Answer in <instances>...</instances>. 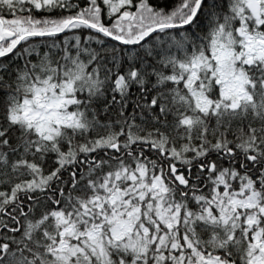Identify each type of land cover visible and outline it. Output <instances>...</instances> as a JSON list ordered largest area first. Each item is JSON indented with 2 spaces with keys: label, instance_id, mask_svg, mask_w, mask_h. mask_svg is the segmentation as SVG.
I'll use <instances>...</instances> for the list:
<instances>
[{
  "label": "snow or ice",
  "instance_id": "snow-or-ice-1",
  "mask_svg": "<svg viewBox=\"0 0 264 264\" xmlns=\"http://www.w3.org/2000/svg\"><path fill=\"white\" fill-rule=\"evenodd\" d=\"M0 264H264V0H0Z\"/></svg>",
  "mask_w": 264,
  "mask_h": 264
}]
</instances>
